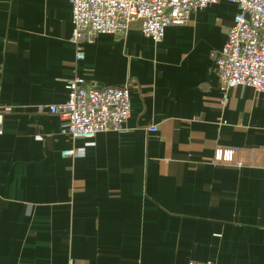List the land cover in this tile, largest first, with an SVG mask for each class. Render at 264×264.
Listing matches in <instances>:
<instances>
[{
  "label": "crops",
  "instance_id": "crops-1",
  "mask_svg": "<svg viewBox=\"0 0 264 264\" xmlns=\"http://www.w3.org/2000/svg\"><path fill=\"white\" fill-rule=\"evenodd\" d=\"M237 12L209 5L158 43L135 22L77 60L69 0H0V264H264V92L223 102L212 57ZM76 76L131 82L122 132L74 140L38 111ZM230 148L250 162L214 163Z\"/></svg>",
  "mask_w": 264,
  "mask_h": 264
},
{
  "label": "built area",
  "instance_id": "built-area-1",
  "mask_svg": "<svg viewBox=\"0 0 264 264\" xmlns=\"http://www.w3.org/2000/svg\"><path fill=\"white\" fill-rule=\"evenodd\" d=\"M222 0H69L72 5L76 59L85 57L83 43H93L101 34L125 35L138 22L144 36L161 42L166 28L186 24L192 12ZM236 3L238 12L220 52H213L220 88L227 99L230 88L248 86L264 92V0H228ZM130 83L121 87L96 86L81 77L67 80L68 100L62 104H39V112L57 114L63 124L61 133L72 139L93 138L99 132H122L131 115ZM4 112L0 107V134ZM155 126L149 130L154 131ZM83 152L76 148L62 155L75 157ZM214 163L242 167L250 162L238 148L228 155L220 151ZM69 264H73L70 260ZM188 264H213L191 260Z\"/></svg>",
  "mask_w": 264,
  "mask_h": 264
}]
</instances>
